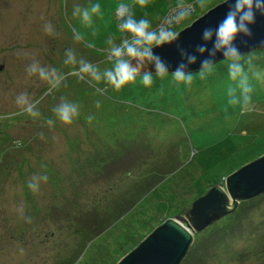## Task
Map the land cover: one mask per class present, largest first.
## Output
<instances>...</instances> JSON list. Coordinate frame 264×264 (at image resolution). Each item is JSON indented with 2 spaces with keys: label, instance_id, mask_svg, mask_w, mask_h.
<instances>
[{
  "label": "rangeland",
  "instance_id": "1",
  "mask_svg": "<svg viewBox=\"0 0 264 264\" xmlns=\"http://www.w3.org/2000/svg\"><path fill=\"white\" fill-rule=\"evenodd\" d=\"M222 1L208 0L201 9L197 0H182L193 9L187 22ZM180 3L0 0V63L5 65L0 72V145L12 146L0 161V264H85L99 261L103 254L106 263L115 264L112 259L120 255L119 246L130 238L136 245L143 233L148 235L178 208L182 214L211 186L224 184L225 178L214 181L229 164L250 162L264 154V82L251 73V105L243 110L228 103V90L236 82L229 77L227 63L215 79L195 80L191 87L153 74L151 87H144L137 77L117 91L103 79L96 81L81 72V61L101 74L112 67L109 41L120 44L129 36L120 29L122 18L130 14L136 20L147 19L154 30L165 28L160 21ZM97 4L100 12L92 14L90 22L74 15L76 8ZM46 25L51 31H46ZM68 52L75 63L65 62ZM32 65L37 72L29 74ZM254 65L264 71V62ZM40 69L47 79L40 76ZM56 76L60 79L53 85ZM173 90L175 97L166 100ZM21 94L35 105L37 116L17 105ZM62 101L79 106L71 124L62 123L53 111ZM48 120L53 121L51 126ZM97 149L121 156L118 166L123 172L129 166L122 161L129 156L137 164L122 177L112 171L98 185L87 184L91 198L84 203L73 198L67 185L75 178L76 164L99 154ZM153 164L179 166L165 177L157 169L145 178L149 174L145 168ZM51 167L62 183L48 180ZM45 176L46 181H37L36 191L29 187L33 177ZM97 189L99 193H93ZM25 193L37 202L46 198L45 210L57 214L58 220L54 223L50 217L51 222L40 229L16 232L17 226H28L21 220L22 213L28 212L22 207ZM75 201L81 205L69 211ZM232 213L203 230L209 231L204 238L202 233L194 234L185 264H264V195L239 202ZM75 221L83 224L80 234L75 232ZM100 228L102 232L95 236Z\"/></svg>",
  "mask_w": 264,
  "mask_h": 264
},
{
  "label": "clouds",
  "instance_id": "2",
  "mask_svg": "<svg viewBox=\"0 0 264 264\" xmlns=\"http://www.w3.org/2000/svg\"><path fill=\"white\" fill-rule=\"evenodd\" d=\"M139 5L145 6L148 0H137ZM201 9L206 8L208 0H197ZM224 3H229V0H224ZM192 6L185 5L182 0L177 13V20H184L191 16ZM100 12L99 5H93L90 9L76 8L74 15H79L83 21L90 22L92 14ZM264 15V0H235L233 5H230L229 11L225 18L213 30L210 28L204 29L202 33L203 44L198 45L195 53L200 56L208 55V59L201 61L200 69L192 72L188 69L189 65L197 63V55L190 54L183 49H178L181 56V63L171 73L168 70V65L153 52L154 48L163 47L164 45H172L179 39V33L170 28L152 29L150 22L147 19L136 20L130 14L122 18L120 29L129 34L128 38L116 44L109 41L108 58L112 62V67L105 69L101 74L99 70L85 62L81 61V72L90 75L94 80L100 81L103 79L107 84L119 91L127 84L135 83L137 77L141 78V83L144 87H151L153 84V73L145 71V65H152L155 68V76L163 80L171 75L176 85H184L191 87L194 77L198 75L200 80H206L216 70L215 57L217 53H222L223 58L227 61L229 77L236 82V87L229 88L228 103L232 106L239 105L243 110H249L251 105V93L253 88L249 82V73L258 81L264 82V71L258 69L253 61L254 56L241 54L236 47L235 41L238 36L251 37L252 32L250 25L255 24L256 13ZM46 31H51V26H45ZM211 43L209 49L207 45ZM68 60L66 63H75L74 56L71 52L67 53ZM135 61L133 64L132 62ZM243 61V63H242ZM247 65V71L245 70ZM29 74L37 72V67L32 65L28 69ZM42 78L47 79L48 74L43 70H39ZM60 77L56 76L52 81L53 85L59 82ZM239 89V93L237 92ZM16 103L27 114L35 117L38 112L35 110V105L28 100L25 94L17 97ZM99 107V102H97ZM54 113L57 118L64 124H71L73 118L79 115V106L68 101H62L54 108ZM93 117H88V122H92ZM51 126L52 120L46 121ZM19 146V142H17ZM47 177H33L29 187L36 191L38 189L37 181ZM160 224V223H159ZM194 235V234H193Z\"/></svg>",
  "mask_w": 264,
  "mask_h": 264
},
{
  "label": "water",
  "instance_id": "3",
  "mask_svg": "<svg viewBox=\"0 0 264 264\" xmlns=\"http://www.w3.org/2000/svg\"><path fill=\"white\" fill-rule=\"evenodd\" d=\"M235 0L215 4L212 8L178 31L179 39L172 45L154 48L153 52L168 65L171 73L182 62L178 49L197 55V63L188 69L196 72L201 61L208 59L207 53H195L198 45L204 43V29H215L225 18ZM251 37L238 36L235 44L241 54L264 50V15L256 13L255 24L250 25ZM211 49L212 44L207 45ZM217 53L215 61L223 60ZM133 64L135 61L132 62ZM4 65L0 63V71ZM145 71L155 74L152 65H145ZM264 194V154L247 162L225 177L224 184L211 186L203 195L190 203L182 214H175L156 226L148 235L122 256L115 264H181L186 257L193 234L205 230L212 223L232 213L239 202L255 199Z\"/></svg>",
  "mask_w": 264,
  "mask_h": 264
},
{
  "label": "trees",
  "instance_id": "4",
  "mask_svg": "<svg viewBox=\"0 0 264 264\" xmlns=\"http://www.w3.org/2000/svg\"><path fill=\"white\" fill-rule=\"evenodd\" d=\"M178 11H179V6H175L173 8L170 7V9L164 15V17L162 18V20L160 21V23L161 22H164L165 28H175V27H177L176 28V31H179L182 28H184L185 26L189 25L194 19L197 18V16H193L191 19H189L188 22H187V19L177 20V13H178ZM252 54H255L256 55V56L254 55L255 59H254L253 63H262V62H264V56H263L264 55V50H254V51L245 53V56H246L245 58H247L248 55H252ZM259 55H261V56H259ZM224 63H228V62L225 61L224 59L216 62V70H215V72L211 76H209L207 78V80L210 79V78L215 79L217 77L218 72L220 73L222 70H224L226 68V66L222 65ZM166 78L172 80V77H171L170 74ZM195 80L196 81H204V80H200L199 77H198V75H196L194 77V80L193 81H195ZM174 97H175V92L173 90V94L168 95V97H166V100L167 99H173ZM116 106H119V104H117ZM11 147H12L11 145H8L6 148H4V147H2L0 145V161L2 160V158L4 157V155L6 154L5 152L7 150H9V149H12ZM104 150H105V148H104ZM97 152H99L100 155L99 154H95V156L87 157L86 160L82 161L79 164H76V168H75V178H73L71 180L69 179V181H68V185L67 186H68L69 189H71V191H69V192L74 195L73 198L74 199H77V200H82V202H84V203H85V199L91 198L90 193H87L88 192L87 191L88 190L87 189V187H88L87 184H90V185H98L99 182H100V178L102 176H105L106 174L111 175V172L112 171H113L112 174H114L115 177H116V175L122 177V175H124V174L126 175L127 174V171L129 173L130 171L135 170L134 164H137L136 158H133L132 159L129 156L128 159H124L122 161L123 163L128 164L127 166H129V168H127L126 171L123 172V171H121L119 169L120 167L118 166L119 165L118 159H120L121 156L116 157L115 155L112 156L111 154H106L105 152L101 153L98 149H97ZM259 156H261V155H259ZM259 156L256 155L255 158H257ZM246 163H247L246 161H238V163H232L231 164L232 166L229 164L226 167L225 171L222 172L220 174L219 178H216L214 182H220L221 179H222V182H223V179L227 175H229L233 171L237 170L239 167H241L242 165H244ZM153 165L154 166H150L149 165V166H147L145 168V169H149V174L147 176H145V178L152 177L153 174H154V172H155V170H157V169H161L162 175L165 177V175L171 173L174 169L178 168V166H179V164H172V165H170L168 167H164L163 168V167L157 166L158 164H156V165L153 164ZM121 166H123V165L121 164ZM49 171L50 172L48 173V176L50 178H48V180L51 183H56L57 181L60 182V183H62L63 179L61 180L59 178V175L57 174V172H56L55 169H53L51 167V169H49ZM120 173H122V174H120ZM164 177H162V178H164ZM90 178L92 179L93 182L90 180ZM162 178L160 180H162ZM114 181H116V179H114ZM143 181L144 180H141V182L139 183L138 187L140 186V184ZM98 188H100V186ZM98 191H100V190L97 189L93 193H99ZM25 195L27 197V201H26V203L24 205H22V207L24 206L26 208L24 210H28V212L27 213H24V212L22 213L23 216L21 217L22 218L21 220H22L23 223L28 224V226H22V228H19L20 226H17L16 227V232H18V233H25L26 231H29L33 227H36V228L40 229V227H42L43 224L51 222L50 219H49L50 217H51V219H52L53 222L56 221V220H58L59 216L57 214L53 213L52 211L50 213H48L45 210V209H47V207H45V204H46V201L45 200H46V198L43 197L44 198V201H42L44 207H40V204L42 202H40V201L37 202V200L34 199V198L33 199L28 198V196H29L28 193H25ZM263 195L264 194L258 196L255 199H251V201H255L259 197H261ZM183 200H185V198ZM74 205L75 206L71 207V209L69 211H72L74 208L77 209L81 205V203H79L78 201H75ZM42 211H43V213H42ZM69 211H68V213H69ZM179 211H180V208H178V211L177 212H174L173 215H171V216H174L175 214H178ZM232 215H233V213H230V214H228L226 216L229 217V216H232ZM85 216H87V215H85ZM222 219H223V217L221 219H219L218 221H220ZM74 224H75V228H76L75 232L80 234L82 232V230H80V229L83 228V224H80L79 221H75ZM96 224H97V226H99V223H96ZM44 228H46V227L44 226ZM101 232H102V228L98 229L96 231V233H93V234L95 236H97ZM205 232L207 233L209 231L207 230ZM148 233H150V232H148ZM200 233H202V232H200ZM200 233H197L196 235H198ZM204 233L201 234L203 236V238L205 237V234ZM145 236H146V233L145 234L143 233L142 236H141V239H143V237H145ZM135 241L136 240H134L133 238H130L127 241V244H124L122 246H119L120 247L119 248L120 255H118L117 257L114 256V258L112 259V261L114 263H116L122 257V255L124 253L128 252L130 249L133 248V246L135 245ZM189 254H192V251L191 250H190ZM103 256H105V255L103 254ZM103 256L100 257V260L99 261H96L94 263L93 262H90V263L86 262L85 264H110L109 262L106 263V261L103 260ZM185 262L186 261H184L182 264H185Z\"/></svg>",
  "mask_w": 264,
  "mask_h": 264
},
{
  "label": "flooded vegetation",
  "instance_id": "5",
  "mask_svg": "<svg viewBox=\"0 0 264 264\" xmlns=\"http://www.w3.org/2000/svg\"><path fill=\"white\" fill-rule=\"evenodd\" d=\"M16 6H19L18 9H20V8L22 7V5L20 6L19 4H17ZM24 14H26V13H24ZM24 14H21L20 16H22V15H24ZM20 16H19V17H20ZM18 21H19V19H18ZM61 28H62V27H61ZM61 30H62V29H61ZM1 63H2V62H1ZM2 64L4 65V63H2ZM4 66H5V65H4ZM1 71H4V68H3ZM1 71H0V72H1Z\"/></svg>",
  "mask_w": 264,
  "mask_h": 264
}]
</instances>
